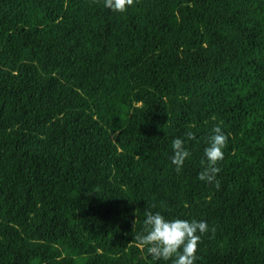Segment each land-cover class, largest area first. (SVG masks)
I'll return each mask as SVG.
<instances>
[{"label": "trees", "instance_id": "trees-1", "mask_svg": "<svg viewBox=\"0 0 264 264\" xmlns=\"http://www.w3.org/2000/svg\"><path fill=\"white\" fill-rule=\"evenodd\" d=\"M149 211L206 221L195 264H264V0H0V264H171Z\"/></svg>", "mask_w": 264, "mask_h": 264}, {"label": "clouds", "instance_id": "clouds-1", "mask_svg": "<svg viewBox=\"0 0 264 264\" xmlns=\"http://www.w3.org/2000/svg\"><path fill=\"white\" fill-rule=\"evenodd\" d=\"M103 7L111 12L123 13L134 4V0H102ZM208 146L204 149L201 164L204 170L198 173L197 179L205 183L216 180L219 168L217 163L223 159V149L227 136L221 127L212 129ZM187 140L195 139L193 132L186 133ZM186 140L180 137L172 139L170 157L171 164L179 171L190 153L185 147ZM208 231L203 220L166 219L159 212H146L143 230L134 237L136 247L146 251L151 261L171 260V264H195L197 245L201 236Z\"/></svg>", "mask_w": 264, "mask_h": 264}]
</instances>
